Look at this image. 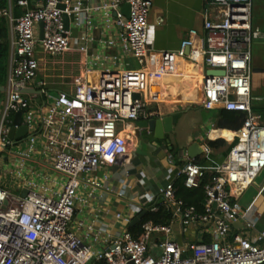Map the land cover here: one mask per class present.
Returning <instances> with one entry per match:
<instances>
[{
	"label": "built area",
	"instance_id": "2783aa9c",
	"mask_svg": "<svg viewBox=\"0 0 264 264\" xmlns=\"http://www.w3.org/2000/svg\"><path fill=\"white\" fill-rule=\"evenodd\" d=\"M126 3L129 16L122 11ZM14 6L26 10L18 15ZM152 6V0H9L0 10L10 23L11 45L0 100V163L6 159L2 171L18 178L16 189L21 192L13 194L4 185L0 168V264H264V231L254 236L232 234L243 212L238 192L264 168V124L253 113L252 96V46L264 38V31L253 25V0H207L202 41L197 44L190 36L178 50L179 56L198 64L206 105L246 114L242 127L232 130L234 144L228 155L214 169L195 162L187 151L184 154L186 162L177 178L189 189H204L203 211L179 197L176 182L169 181L156 193L146 194L144 204H132L130 214L116 215L130 224L136 214L157 211L163 203L183 225L198 224L211 239L179 241L170 237L172 223L152 220L142 222L140 237L130 230L101 236L83 222L78 229L85 227L84 235L71 227L77 202H87L94 189L104 188L112 167L126 164L136 122L159 117L150 109L155 101L152 80L161 73L150 61ZM97 42L120 47L140 66L109 65L107 59L117 61V55L96 54L85 72L73 77L70 90L61 89L53 101L42 104L28 98L48 93L44 88L25 92L37 90L29 82L38 74L42 55L88 54ZM18 112L21 124L28 127L20 139L10 136L14 126L20 127L14 125ZM41 157L63 177L55 181L59 189L42 182L41 171L30 164L31 160L41 165ZM174 160L171 155L169 162ZM103 169L101 177L92 175ZM81 186L91 188L86 196L79 195ZM131 187L124 184L116 195L126 197ZM156 233L166 238L154 252L150 241Z\"/></svg>",
	"mask_w": 264,
	"mask_h": 264
},
{
	"label": "crops",
	"instance_id": "0c3cea01",
	"mask_svg": "<svg viewBox=\"0 0 264 264\" xmlns=\"http://www.w3.org/2000/svg\"><path fill=\"white\" fill-rule=\"evenodd\" d=\"M8 1L9 0H7V5ZM152 2L153 6L149 15L148 46L150 49L151 64L153 67L160 70L161 73H156L152 80L153 100L155 101L150 104V109L157 111L158 116L172 112H181V116L178 123L174 126L173 132L169 135V141L162 140L155 143H151L149 140L144 141L143 149L148 151L147 155H141L132 151L134 147L139 144L141 139L140 133L142 132L140 128L136 129L137 126L135 128L133 127L132 133L134 135L129 145L131 154L127 158L126 164L112 167L109 171L110 178L105 181L104 188L94 189V195L90 197L87 202H77L76 213L71 227L82 235L87 231L85 227L80 230L78 229L79 222H83L85 225L91 224L94 228L93 233H100L101 236L107 234L119 235L125 230H130L133 233L130 224L118 218L116 216L117 213L121 212L124 215H128L131 213L132 204L145 203L146 194L156 193L159 187L164 186L169 181L182 182V179L177 178V172L186 162L184 154L188 146L196 140L201 143L204 147V152L193 160L207 166L209 170H211L225 160L229 153L225 154V152L228 146L233 144L234 134L229 132L222 134L219 131L221 128L217 126L220 108L209 111V109H207L208 105H206L203 100L200 84L193 86L191 81H189V79H191L193 83L201 81L202 75L198 64L191 58L181 57L178 54L181 42L184 39L191 36L197 44H200L202 41L204 37L207 0H152ZM159 18H163V21L159 22ZM253 25L264 31V0H253ZM193 29L198 31L195 36L190 34V31ZM255 43L264 44V42L258 41ZM68 54L73 57L69 61L70 69L74 72L73 75L70 76L71 78L83 74L85 69L90 66L89 60H93L96 54L110 57L117 55V61L112 58L107 59L109 65L121 67V62H124V66L129 65L134 67L131 59L133 57L124 54L120 47L108 48L98 42L92 45L88 54L76 51H70ZM187 61L194 64L197 70L195 71V69L191 68L189 65L190 63H186ZM66 62H68V60H66ZM94 66L98 68V65ZM255 67L264 68V64L259 63L253 68ZM189 70L193 73H199L198 76L193 77L189 74ZM180 71H182V76L179 74L181 73ZM255 73L259 74V76L254 89L252 85V96H255V98H258L262 102L254 105L264 106V72ZM178 78L183 80L181 83H177L180 95H182V90L193 91L195 93L193 101L186 100V104L182 101L175 102L174 92L173 94L168 93V95H164V89L169 91L173 86L172 84H174V81L170 80H178ZM167 81H170V83H166L163 87L161 86L158 91H156V89L154 91L155 83ZM71 88L72 85L69 88L63 89L70 90ZM37 92L39 91L37 90ZM254 109L263 110L256 115H258L259 123L264 124V107ZM203 111L211 112V114L205 116ZM209 132L210 134H208ZM217 138L225 139L227 144L224 147H211L208 143L209 140ZM178 140H182L183 146L177 149L175 142L178 143ZM206 148L208 151H206ZM171 155L175 156L173 164L169 162V157ZM151 156L154 157L155 164L153 162L145 163L144 159ZM44 162V158L42 159L41 157V181L47 182L51 184V186L53 185L54 188L59 189L60 184H57L55 181L61 182L63 181V177L52 169L49 162ZM104 173L105 170L103 169L94 172L92 175L101 177ZM255 181L256 179L252 184L255 183ZM124 184H131L132 187L129 189L126 197H119L116 195V191L122 188ZM251 185L243 191L238 192V199L243 207V212L241 218L233 225L232 234L240 233L246 236H254L264 231V185H262L252 197H243L245 191ZM90 189L91 188L81 186L79 188V195L86 196ZM196 206L200 211H203L204 202L203 205ZM161 207H164L171 214V218L167 222L161 223H172L173 233L170 237L179 241L192 238H197L199 240L211 239L210 234L204 231L202 226L198 224L189 227L183 225L180 219L174 218L172 208H167L163 203L159 204V210L151 212H159ZM249 223H252L253 226H249ZM141 234L142 226L141 231L137 235L133 233V235L137 237H140ZM165 238L166 235L164 233H156L153 235L150 246L154 252L159 251L158 246Z\"/></svg>",
	"mask_w": 264,
	"mask_h": 264
},
{
	"label": "rangeland",
	"instance_id": "374dc122",
	"mask_svg": "<svg viewBox=\"0 0 264 264\" xmlns=\"http://www.w3.org/2000/svg\"><path fill=\"white\" fill-rule=\"evenodd\" d=\"M15 9L19 10L20 12H24L26 10V8H18L16 6H14ZM1 16V15H0ZM5 22H6V26L8 27V32H7V36H6V42L9 46V52H8V56H7V75H8V68H9V55H10V50H11V45H10V26H9V20L7 17H4ZM255 27V25H254ZM42 60V64L38 70V74L37 76L29 82V85L32 87L37 88V90H41L42 88L46 89L48 91L47 94H38L37 97H34L32 95H28L29 99H34L37 101V103L42 104L43 101H47V102H51L53 101V99L56 97V95L58 94V91L63 89V88H69L71 86V82L73 80V78H71L70 76L73 75V71L72 69H70V63L69 61L73 58L71 55L64 54V55H57V56H53V55H45V56H41ZM133 61V66L136 68L138 66H140L138 64V60H136L135 58H131ZM66 60H68V62H66ZM259 63H263L264 64V44H257L254 43L252 46V65L253 67ZM259 74L253 72L252 74V85H253V89L256 85L257 82V78H258ZM7 77V76H6ZM7 82V80H6ZM5 82V84H6ZM4 84V85H5ZM253 103L254 104H260V102H262L261 100H259L258 98H255V96H253ZM4 98V92H1V99L2 100ZM207 109H209V111H212V109H216L214 107L211 106H207ZM206 109V110H207ZM217 110V109H216ZM263 110L261 109H253V113L254 114H259L261 113ZM203 113L205 114V116H209L211 114V112H205L203 111ZM259 122V119H258ZM206 134V131H205ZM178 143L175 142V146L176 148H180L183 146L182 144V140H178ZM13 148H17V147H13ZM4 159V155L2 156ZM145 163H149V162H154V157H149V158H145L144 159ZM3 163H5V161L3 160L0 163V168H1V172L5 173V170L2 171V166ZM34 164V169L37 171H41V168L39 166H41L39 163H34L33 161L30 160V164ZM153 164V165H154ZM3 180H4V185L8 188H10L11 192L13 194L16 195H21V192L18 191L16 189V184L18 181V178L15 175H11L8 171L7 173H5L3 175ZM0 178H1V174H0ZM264 185V170L260 173V175L256 178L255 183H253L244 193L243 197H252V195H254V193L257 192V190ZM96 248L100 249L99 246H96Z\"/></svg>",
	"mask_w": 264,
	"mask_h": 264
},
{
	"label": "trees",
	"instance_id": "16d2710c",
	"mask_svg": "<svg viewBox=\"0 0 264 264\" xmlns=\"http://www.w3.org/2000/svg\"><path fill=\"white\" fill-rule=\"evenodd\" d=\"M7 7V0H0V10L2 8ZM17 10V9H16ZM19 15L20 11H16ZM5 16H0V84L4 85L7 80V56L9 52V46L6 42V36L8 32V27L6 26V22L4 19ZM1 99V92H0ZM246 117V114L241 111H230L226 109H220L218 113V122L217 126L221 128L219 131L224 133H233L231 130H238L242 127L243 121ZM225 128V129H223ZM230 129V130H229ZM219 137V136H218ZM223 137V136H220ZM209 145L213 148L224 147L227 144V141L223 138H217L214 140H209ZM234 144V143H233ZM233 144L228 146L225 154L229 152ZM177 195L183 199H185L188 203H193L198 206L203 205L204 200V192L203 188L199 189H189L187 188L183 182L177 181ZM171 218V214L164 207H161L159 212H151L147 211L145 216L143 217L142 222L145 221H154L156 223H165ZM142 222L131 228L133 233L137 235L141 231Z\"/></svg>",
	"mask_w": 264,
	"mask_h": 264
},
{
	"label": "water",
	"instance_id": "95a60500",
	"mask_svg": "<svg viewBox=\"0 0 264 264\" xmlns=\"http://www.w3.org/2000/svg\"><path fill=\"white\" fill-rule=\"evenodd\" d=\"M122 11L129 16L130 15V5L128 3L124 4ZM65 25L66 28L69 27V16L65 15ZM40 27H43V23L40 24ZM43 37V30L40 31V38ZM258 42H264V38L256 40ZM189 53V48L187 49ZM253 72H264V68L262 67H255L253 68ZM209 74L221 73L223 74L224 71L222 70H208ZM4 91V85L0 84V92ZM37 90H30L27 89L25 92H34ZM136 97H140L139 94L135 95ZM1 104V102H0ZM264 106H257L254 105V108H261ZM181 116V112H172L169 114H165L156 118H152L150 120H142L137 121L136 125L142 128V132L140 133L141 139L139 144L136 146L135 152L141 155H147L148 151L143 149L144 141L149 140L151 143H155L157 141L166 140L169 141V135L173 132L174 126L178 123L179 118ZM22 112H18L15 116L14 125H20L18 129L14 126L10 133L11 138L20 139L24 137L28 131V127L26 125H22ZM187 152L190 158L196 159L199 155L204 152V147L201 145L199 141H194L190 146L187 148ZM27 191L24 190L22 195L25 196ZM7 203V202H6ZM216 206V205H215ZM147 210H143L141 213L136 215L130 223V227H133L140 223L143 219Z\"/></svg>",
	"mask_w": 264,
	"mask_h": 264
},
{
	"label": "bare ground",
	"instance_id": "6f19581e",
	"mask_svg": "<svg viewBox=\"0 0 264 264\" xmlns=\"http://www.w3.org/2000/svg\"><path fill=\"white\" fill-rule=\"evenodd\" d=\"M186 63H190V62H186ZM190 66H191V68H193V69H195L196 68V66L194 65V64H192V63H190L189 64ZM197 69H195V71H196ZM181 73H179V74H181V76H182V71H180ZM189 74L190 75H192L193 77L194 76H198V74L199 73H193L191 70H189ZM189 77V76H188ZM189 79V78H188ZM170 81H174V84H172L173 86H172V88H171V90H169V91H166L165 89H164V91H163V93H164V95H168V93H172L173 94V92L175 93V102H178V101H182L183 103H185L186 104V100L187 101H193V99H194V97H195V93L193 92V91H186V90H182V95H180V93H179V91H178V87H177V83H181L183 80L180 78H178V80L177 79H175V80H170ZM170 81H167V82H158V83H155L154 84V91H155V89H156V91H158V89L159 88H161V86L163 87L164 86V84H166V83H170ZM188 81V80H187ZM189 81H191V84L193 85V86H195V85H197V84H200V82L201 81H199V82H197V83H193V81L191 80V79H189ZM162 93V94H163Z\"/></svg>",
	"mask_w": 264,
	"mask_h": 264
}]
</instances>
